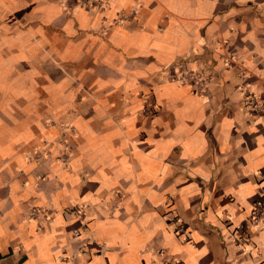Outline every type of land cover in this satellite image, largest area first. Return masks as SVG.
<instances>
[{
    "label": "crops",
    "instance_id": "0c3cea01",
    "mask_svg": "<svg viewBox=\"0 0 264 264\" xmlns=\"http://www.w3.org/2000/svg\"><path fill=\"white\" fill-rule=\"evenodd\" d=\"M99 1L0 0V264H264V0Z\"/></svg>",
    "mask_w": 264,
    "mask_h": 264
},
{
    "label": "built area",
    "instance_id": "2783aa9c",
    "mask_svg": "<svg viewBox=\"0 0 264 264\" xmlns=\"http://www.w3.org/2000/svg\"><path fill=\"white\" fill-rule=\"evenodd\" d=\"M75 4H79L83 7L88 6H98L101 7L102 3L99 0H75ZM134 13V11H133ZM225 45L222 42V46ZM226 62H233L236 61V57L232 54H228L226 56ZM174 79L179 82L180 84H188L193 87V92L201 95H206L209 93V89L207 86V82L209 81V77L205 74L204 69L200 70H191L187 69L185 64H182L179 67L178 74L174 77ZM242 93L244 94V104L245 106L249 107L251 111L260 112L262 110L261 102L258 96L255 94L248 92L243 86L240 87ZM156 109L155 102L153 99H149L146 101L145 105V113L152 112ZM73 212L78 215H83L84 211L82 210L81 206H74ZM250 223L259 224L260 222L264 221V197L257 198L250 211L249 219ZM181 229V228H180ZM246 226L245 224H236L232 227L231 233L234 237V241L238 245L246 244L249 240L246 234ZM180 230L178 229V232ZM74 235H79L78 230H73ZM160 255V252H158ZM177 263V262H176ZM164 264H169V260H166Z\"/></svg>",
    "mask_w": 264,
    "mask_h": 264
}]
</instances>
